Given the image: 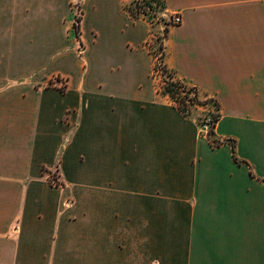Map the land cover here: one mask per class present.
Segmentation results:
<instances>
[{
    "label": "crops",
    "instance_id": "obj_1",
    "mask_svg": "<svg viewBox=\"0 0 264 264\" xmlns=\"http://www.w3.org/2000/svg\"><path fill=\"white\" fill-rule=\"evenodd\" d=\"M126 4L0 0V264H264V0ZM153 31L220 145L156 88Z\"/></svg>",
    "mask_w": 264,
    "mask_h": 264
},
{
    "label": "rangeland",
    "instance_id": "obj_2",
    "mask_svg": "<svg viewBox=\"0 0 264 264\" xmlns=\"http://www.w3.org/2000/svg\"><path fill=\"white\" fill-rule=\"evenodd\" d=\"M147 0H127V4L131 6L132 8L137 10L138 16L144 17L147 19L150 23L154 24L156 22H159L160 20L164 19L163 16L160 14V11L162 10L163 6V0H152V6H150L147 2ZM150 1V0H148ZM160 4V5H159ZM81 6L85 10V3L76 1L74 11L77 13L76 15V21L74 24V27H72V30L75 31L76 34L79 32V20L81 18ZM140 6V7H139ZM169 23H171V20H169ZM169 26H167L168 28ZM154 35L152 36L151 40L149 41V45L147 46L150 53L152 54L153 59V70H152V80L156 86V88L159 91H162L166 86V80L169 79L168 73L165 71L167 69L165 63H164V45H163V38H164V31L162 33L153 31ZM169 73H173V71L168 70ZM60 79H63L61 76L57 77ZM64 87L66 86V82H64ZM184 96V94H181ZM190 98H194L193 93H188ZM171 98V97H170ZM181 99V98H180ZM185 99V98H182ZM173 101V99L171 98ZM204 101V100H203ZM187 107L189 115L193 114L200 125L201 133H205L208 136L210 129L212 128V121L213 116L217 113V105L213 99H209L204 102V104L195 103L192 104L191 102L187 101ZM205 123L208 124V127H205ZM211 137H213L211 135ZM57 173L52 174L50 176V179L52 183L58 184L57 180Z\"/></svg>",
    "mask_w": 264,
    "mask_h": 264
},
{
    "label": "trees",
    "instance_id": "obj_3",
    "mask_svg": "<svg viewBox=\"0 0 264 264\" xmlns=\"http://www.w3.org/2000/svg\"><path fill=\"white\" fill-rule=\"evenodd\" d=\"M146 2L150 6H152V4H151L152 0H150V1L147 0ZM125 8L132 14V16L139 17L137 15L138 14L137 10L135 11V9L132 8L131 6H129V4H126ZM168 70L169 69L167 67V69H165V71L168 73L169 79L166 80V86L162 90V92L167 94V95H169L173 99V102L176 104L178 109L185 116H188L190 114L188 112V110H187V107L185 106V105H187V101L191 102L192 104H195V103L204 104L205 101L209 100V99H207V100L203 101L200 98L199 89L197 87L188 85L182 79L176 77L175 74L173 75L172 73H169ZM188 93H193L194 94V98H190L189 95H187ZM181 94H184V96H182ZM182 98H185V99H182ZM211 99H213L215 101L216 105H217V113L213 116L212 128L209 131V134H210L209 135V139L211 140L213 145H220L224 141H220V140L215 139L214 137H211V135L213 136V134H214V127H215L217 121L220 118L219 104H218L216 99H214V98H211ZM232 145H233V149L235 150L234 144H232ZM235 159H237L236 156H235Z\"/></svg>",
    "mask_w": 264,
    "mask_h": 264
},
{
    "label": "built area",
    "instance_id": "obj_4",
    "mask_svg": "<svg viewBox=\"0 0 264 264\" xmlns=\"http://www.w3.org/2000/svg\"><path fill=\"white\" fill-rule=\"evenodd\" d=\"M171 24H174V25H177V24H181L182 23V21H183V18H182V15L180 14V13H175L172 17H171ZM56 82H58L59 83V86L61 87V88H63L64 87V80L63 79H60V78H57L56 80H55ZM205 127H208V124L207 123H205ZM55 184V183H54Z\"/></svg>",
    "mask_w": 264,
    "mask_h": 264
}]
</instances>
